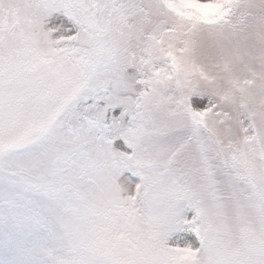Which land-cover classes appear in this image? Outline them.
<instances>
[{
	"label": "snow or ice",
	"instance_id": "1",
	"mask_svg": "<svg viewBox=\"0 0 264 264\" xmlns=\"http://www.w3.org/2000/svg\"><path fill=\"white\" fill-rule=\"evenodd\" d=\"M250 6L0 0V264H264Z\"/></svg>",
	"mask_w": 264,
	"mask_h": 264
},
{
	"label": "rangeland",
	"instance_id": "2",
	"mask_svg": "<svg viewBox=\"0 0 264 264\" xmlns=\"http://www.w3.org/2000/svg\"><path fill=\"white\" fill-rule=\"evenodd\" d=\"M249 2L251 6L247 9L248 12L252 13L255 17L264 15V3L259 2V0H249ZM256 30L255 21H251L246 31V39L250 48L256 46ZM238 71L243 72L245 69L243 66H240Z\"/></svg>",
	"mask_w": 264,
	"mask_h": 264
}]
</instances>
